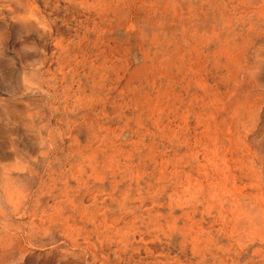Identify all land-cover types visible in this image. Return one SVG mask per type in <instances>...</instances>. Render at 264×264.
<instances>
[{
    "label": "rangeland",
    "instance_id": "rangeland-1",
    "mask_svg": "<svg viewBox=\"0 0 264 264\" xmlns=\"http://www.w3.org/2000/svg\"><path fill=\"white\" fill-rule=\"evenodd\" d=\"M0 264H264V0H0Z\"/></svg>",
    "mask_w": 264,
    "mask_h": 264
}]
</instances>
